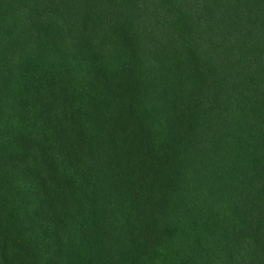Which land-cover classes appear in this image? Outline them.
Returning <instances> with one entry per match:
<instances>
[{
    "label": "trees",
    "instance_id": "trees-1",
    "mask_svg": "<svg viewBox=\"0 0 264 264\" xmlns=\"http://www.w3.org/2000/svg\"><path fill=\"white\" fill-rule=\"evenodd\" d=\"M31 136L52 142L64 161L82 162L88 150L99 166L123 160L122 174L138 162L136 195H151L141 218L166 247L184 197L203 231L215 234L227 219L226 196L230 225L256 235L264 229V0H0V242L28 249L20 264L41 256L22 235L12 185ZM162 147L171 177L151 157ZM58 256L51 264L67 263ZM168 256L144 252L131 264H169Z\"/></svg>",
    "mask_w": 264,
    "mask_h": 264
},
{
    "label": "rangeland",
    "instance_id": "rangeland-1",
    "mask_svg": "<svg viewBox=\"0 0 264 264\" xmlns=\"http://www.w3.org/2000/svg\"><path fill=\"white\" fill-rule=\"evenodd\" d=\"M34 137L27 138L33 148L24 156L26 161L15 162L18 168L11 167V172L20 230L32 249L35 245L41 249L38 264L41 260L51 264L55 255L66 264H131L133 258L144 252H156L160 256L169 253V264H264L262 225L254 236L238 232L229 222L234 215L228 197L219 201L223 206L227 203L228 220L222 221L215 234L203 231L196 220L190 219L187 210L191 202L184 197L180 202L184 206L181 220L173 224L174 245L166 247L157 241L159 237L148 225L144 226L141 218L148 217L151 210L143 212L140 203L149 202L151 195L141 193L144 200L136 195L138 162L122 174L123 160L114 159L109 167L99 166L88 150L83 152L82 162L72 158H69L72 162L64 161L58 157L57 149L50 146L52 142L39 145L33 142ZM164 148L159 152L157 149L151 157L160 156L155 168L171 177L172 173L165 168L170 148ZM101 155L108 157L106 151ZM74 162L85 166L76 168ZM59 164L65 165L67 174L61 180ZM103 167L108 169L100 181ZM39 169L42 175L37 176ZM171 179L176 182L175 177ZM152 197L164 199L160 195ZM9 241L0 242V264H20L19 261L32 256L28 249L24 250L25 246Z\"/></svg>",
    "mask_w": 264,
    "mask_h": 264
}]
</instances>
